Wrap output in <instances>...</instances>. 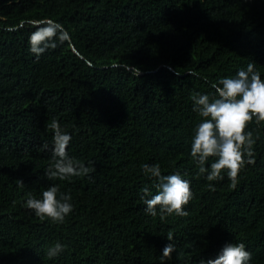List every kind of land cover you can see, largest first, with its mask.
Wrapping results in <instances>:
<instances>
[{"label":"trees","instance_id":"obj_1","mask_svg":"<svg viewBox=\"0 0 264 264\" xmlns=\"http://www.w3.org/2000/svg\"><path fill=\"white\" fill-rule=\"evenodd\" d=\"M47 19L69 39L36 60L28 38ZM250 62L264 78V0H0V264H161L169 233L164 264H199L228 242L264 264V121L247 124L255 159L235 188L190 156L191 96ZM53 118L69 155L94 164L88 176L45 175ZM144 163L190 180L186 216L143 211ZM51 184L72 197L63 223L24 203Z\"/></svg>","mask_w":264,"mask_h":264},{"label":"clouds","instance_id":"obj_2","mask_svg":"<svg viewBox=\"0 0 264 264\" xmlns=\"http://www.w3.org/2000/svg\"><path fill=\"white\" fill-rule=\"evenodd\" d=\"M69 39V32L57 20L47 19L38 22L28 38L29 51L38 60L41 54L55 49ZM138 72L136 73L138 75ZM214 94L195 93L191 96L193 111L201 120L195 125L190 143V156L197 166L198 174L205 180L215 181L224 178L226 173L230 186L235 188L238 173L246 165L254 162L255 139L251 131H246L249 121H264V78L254 63L239 68L231 76H223L212 85ZM54 132L51 162L45 175L48 178L70 180L72 177L88 176L93 166L76 160L69 155L67 146L72 136L62 130L60 123L53 118L48 125ZM47 149L48 145L44 144ZM93 163V162H90ZM143 173L153 180L151 186L144 185L139 190V198L145 205L143 211L163 219L169 214L186 216V205L193 197L190 180L180 171L162 174L158 163L142 165ZM23 182L21 181V184ZM209 189L215 185L209 183ZM155 189V191H153ZM70 193L60 191L57 184H51L39 197L29 194L25 205L41 220L50 218L54 223H63L73 210ZM161 249L160 261L174 251L172 233ZM65 245L59 241L48 247L47 256H59ZM251 253L243 242H228L223 245L215 258L200 259L199 264H249Z\"/></svg>","mask_w":264,"mask_h":264}]
</instances>
